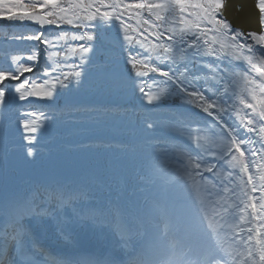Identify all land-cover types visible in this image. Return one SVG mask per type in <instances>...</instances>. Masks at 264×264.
I'll use <instances>...</instances> for the list:
<instances>
[{
    "label": "snow or ice",
    "instance_id": "obj_1",
    "mask_svg": "<svg viewBox=\"0 0 264 264\" xmlns=\"http://www.w3.org/2000/svg\"><path fill=\"white\" fill-rule=\"evenodd\" d=\"M26 2L52 18L0 17L34 26L7 35L0 45V132L19 129L22 143L6 142L21 153L20 159H36L41 151L37 133L46 122L73 126L70 139L56 149H43L52 158V169L73 173L98 149L108 157L116 154L112 149L135 153L142 141L119 139L133 134L126 123L138 117L148 129L159 126L169 133L163 154L179 161L194 187L203 182L215 197L210 226L219 224L217 216L230 221L226 242L232 264H264V0H250L254 25L249 27L228 15L230 0H220L219 6L215 0H57L54 6L44 0ZM244 11L239 4L237 12ZM145 12L150 19L144 18ZM111 20L118 22L127 45L139 46L145 54L127 52L134 77L112 70L85 85L96 47L94 29L98 21ZM53 27L55 36L49 38ZM13 41L30 46H8ZM42 56L41 74L34 69ZM152 57L174 67L165 71ZM95 66L106 67L107 62ZM155 72L173 83H149L145 78ZM129 87L148 104L175 97L191 108L153 118L144 105L126 103ZM33 98L52 101L53 106L47 113L39 111ZM130 179L121 173L119 191L108 203L85 200L72 188L17 202L28 206L25 215L0 203V225L5 232L11 230V243L3 249L9 264H35L37 255L43 264H121L142 223L125 200ZM84 230L101 240L110 237L109 243L100 252L79 251ZM49 234L73 251H53L43 243ZM130 260L148 264L142 252Z\"/></svg>",
    "mask_w": 264,
    "mask_h": 264
},
{
    "label": "rangeland",
    "instance_id": "obj_2",
    "mask_svg": "<svg viewBox=\"0 0 264 264\" xmlns=\"http://www.w3.org/2000/svg\"><path fill=\"white\" fill-rule=\"evenodd\" d=\"M56 2L57 0H44L46 5L54 6ZM126 2H134V0H126ZM37 16L45 20L52 18L49 12L37 9L34 4L26 2V0H0V17L23 19ZM143 16L145 19H150V15L146 12L143 13ZM127 23L135 25V21L131 19L127 20ZM33 29L34 26L19 24L18 22L0 21V45L4 43L5 37L9 34H19ZM54 31V27L50 29L49 38L55 36ZM94 31L97 33L96 47L85 73V85L101 79L112 70L124 77L129 75L134 77L135 74L131 72V66L127 61V52L131 51L144 55L143 50L139 46L127 45L118 22L114 20L98 21ZM130 34L136 39L141 38L136 32ZM147 35L146 32L142 34V36ZM148 38L151 39V37ZM8 46L26 49L30 44L27 41H13ZM99 61H106L107 66H95L98 65ZM152 62L165 71L174 67L170 62H162L156 57H152ZM44 64L45 58L42 56L34 71L42 74ZM145 79L149 83L155 82L158 86L162 83H173L166 80L159 72L150 73L149 77ZM83 91L82 88L79 94H83ZM69 95H78V93L70 92ZM126 103L132 106L144 105L153 118H165L173 113L186 112L191 108L189 105L182 104L175 97L172 99L165 97L158 102L148 104L141 99V94L131 87L127 89ZM33 104L37 110L46 113L53 106L52 101L39 98H33ZM124 126L133 130V134L119 137L125 142L129 141L130 138L136 141H146L169 136L167 130L159 126L148 129L138 117L134 123H126ZM72 127L55 121L46 122L37 133L38 147L41 151L37 152L35 160L28 161L20 159L21 153L13 145L6 142L10 139L15 143H22L19 139V129L12 128L0 132V137L5 140L4 143H0V203L22 187L26 181L38 175L39 172L51 168L52 158L43 149H56L60 144L70 139ZM160 147L164 150L168 145L162 142ZM111 151L113 153L118 152L117 149ZM107 157V153L98 149L92 155L87 156L85 160L88 162L103 161ZM178 164H180L178 160L163 155L158 161V170L152 177V183L138 182V178L129 175L131 179L125 197L131 211L142 217V223L136 231L140 252L143 253L145 247L156 251L162 248L168 252L174 244H177L178 247H181L177 264H185L189 262L186 258H182L187 253L186 246L194 245L197 251L190 258L192 260L189 263L232 264L231 257L228 255L229 243L226 242L230 241V221L222 220L217 216L216 219L220 221L219 224L215 228L210 226L209 219L214 215L215 205L213 201L215 197L203 182L199 187H194L192 180L188 178L183 169L177 168ZM161 202L165 205L164 207H161ZM12 210L14 214L25 215L29 208L26 204L20 203L16 204ZM166 226L167 234L165 235ZM3 232H5L3 226L0 225V235ZM141 233H143L142 236ZM205 248H208L207 253L211 250L207 259L205 258L206 254H203Z\"/></svg>",
    "mask_w": 264,
    "mask_h": 264
},
{
    "label": "clouds",
    "instance_id": "obj_3",
    "mask_svg": "<svg viewBox=\"0 0 264 264\" xmlns=\"http://www.w3.org/2000/svg\"><path fill=\"white\" fill-rule=\"evenodd\" d=\"M164 140L165 138L142 141V146L137 148L135 153L129 151L125 155L118 152L103 161H83L82 170L76 173L49 168L26 181L2 203L13 209L17 202L34 196L36 193L50 195L69 188L80 190L84 194L85 200L92 199L100 203H108L115 198V194L119 191L118 181L121 173L138 178V182H153L152 177L158 170V161L164 155L160 147ZM128 142H131V138ZM177 168H182V165L178 164ZM125 200L127 201L126 197ZM164 206L161 202V207ZM140 235L142 236L143 233ZM9 243H11V233H6L5 242L0 248V264H9L3 251ZM139 252L138 238L134 233L128 246L124 249V260L121 264H131L130 257ZM35 264H43L40 255L36 256Z\"/></svg>",
    "mask_w": 264,
    "mask_h": 264
},
{
    "label": "bare ground",
    "instance_id": "obj_4",
    "mask_svg": "<svg viewBox=\"0 0 264 264\" xmlns=\"http://www.w3.org/2000/svg\"><path fill=\"white\" fill-rule=\"evenodd\" d=\"M152 2H156V0H152ZM215 3L217 4V6H219L220 0H215ZM241 3H243L245 5V0H230V6L228 8V13H234L237 17V14L239 13V12H237V6ZM246 18H249V16H247V14H245V11H244L243 13H241V17H240V20L242 21V25L245 27L252 26L251 24L247 23ZM261 39H264V37H261ZM181 63H184V62H181ZM6 233L10 234L11 230L9 229L7 232H5V234ZM5 234H4V237H5ZM37 234L39 235V229H37ZM109 239H110V237L105 236V238L103 240H101V239L97 238L90 231H87V230L81 231V233H80L81 249L79 251L100 252L107 245V243H109ZM1 241H2V243L0 242V248H2L3 243L5 242V239H1ZM43 243L45 245L51 247L53 251H59V252H65V253L73 251L71 249L65 248L58 240H55L51 236V234H49L47 237L44 238ZM175 246L176 245H174L172 250L169 252H166L165 250H159V255L158 254L151 255V256H153L152 258H147V260L149 261L148 264H174V263L178 262L179 261L178 255H176V253H173ZM148 249L146 248L145 251L149 252ZM196 251L197 250L194 246V250H191V252H192V254H195ZM207 251H208V248H205V251L203 253V254H206L205 255L206 259L209 257L211 250L208 253H207Z\"/></svg>",
    "mask_w": 264,
    "mask_h": 264
},
{
    "label": "water",
    "instance_id": "obj_5",
    "mask_svg": "<svg viewBox=\"0 0 264 264\" xmlns=\"http://www.w3.org/2000/svg\"><path fill=\"white\" fill-rule=\"evenodd\" d=\"M245 14H247V16H249V18H246L247 20V23L248 24H251V25H254V14L252 13V8H251V3H250V0H245ZM230 16H232L234 18V20L237 22V23H240L242 24V21L240 20V17H241V13H238L237 14V17L234 13H228ZM244 16V15H243ZM245 17V16H244ZM241 21V22H240ZM43 61V60H42ZM35 72V71H34Z\"/></svg>",
    "mask_w": 264,
    "mask_h": 264
},
{
    "label": "trees",
    "instance_id": "obj_6",
    "mask_svg": "<svg viewBox=\"0 0 264 264\" xmlns=\"http://www.w3.org/2000/svg\"><path fill=\"white\" fill-rule=\"evenodd\" d=\"M172 103H173V101H172Z\"/></svg>",
    "mask_w": 264,
    "mask_h": 264
},
{
    "label": "flooded vegetation",
    "instance_id": "obj_7",
    "mask_svg": "<svg viewBox=\"0 0 264 264\" xmlns=\"http://www.w3.org/2000/svg\"><path fill=\"white\" fill-rule=\"evenodd\" d=\"M95 30V29H94Z\"/></svg>",
    "mask_w": 264,
    "mask_h": 264
}]
</instances>
